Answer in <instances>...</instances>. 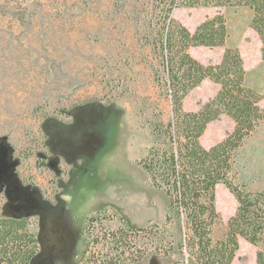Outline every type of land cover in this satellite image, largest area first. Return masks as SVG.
Segmentation results:
<instances>
[{
    "label": "rangeland",
    "instance_id": "1",
    "mask_svg": "<svg viewBox=\"0 0 264 264\" xmlns=\"http://www.w3.org/2000/svg\"><path fill=\"white\" fill-rule=\"evenodd\" d=\"M217 10L176 8L171 16L193 31ZM230 11L248 34L247 82L264 108V63L249 68L260 60L259 38L244 8ZM157 15L154 0H0V217L29 218L38 240L30 264H79L82 229L98 213L111 228L157 223L173 240L169 256L152 252L135 264L187 259L176 227L165 223V194L137 164L153 144L150 125L171 116L156 81ZM201 100L191 92L184 109ZM233 127L223 114L200 142L209 147ZM235 170L238 185L264 190V121L244 139ZM215 194L219 239L237 203L223 184ZM258 250L264 242L240 240L231 264H256Z\"/></svg>",
    "mask_w": 264,
    "mask_h": 264
},
{
    "label": "trees",
    "instance_id": "2",
    "mask_svg": "<svg viewBox=\"0 0 264 264\" xmlns=\"http://www.w3.org/2000/svg\"><path fill=\"white\" fill-rule=\"evenodd\" d=\"M158 9L157 38L152 50L161 74L156 81L170 106L167 122L150 125L153 144L137 164L151 185L167 198L165 223L182 237L179 252L187 256L171 264H231L240 240L256 246L264 242V190L250 191L235 182L237 154L244 139L264 121L259 104L263 94L248 85L238 47H225L219 63H201L191 47H223L228 35L226 19L215 13L193 31L174 19L176 8L216 7L251 11L248 27L260 41L264 60V0H154ZM204 79L219 85L215 95L196 110L184 109V100ZM234 122L231 132L209 147L200 138L207 125L221 115ZM223 184L237 206L228 218L223 237L214 239L219 218L215 189ZM28 217H0V264H30L38 251L36 234ZM87 246L79 264H135L150 253L169 256L173 240L157 223L111 228L102 213L90 217L82 229ZM264 264V252L255 254Z\"/></svg>",
    "mask_w": 264,
    "mask_h": 264
},
{
    "label": "crops",
    "instance_id": "3",
    "mask_svg": "<svg viewBox=\"0 0 264 264\" xmlns=\"http://www.w3.org/2000/svg\"><path fill=\"white\" fill-rule=\"evenodd\" d=\"M240 9V8H239ZM247 13L249 14L248 16L250 17L251 11L244 8ZM218 12L216 13H221L224 15L226 19V27L228 31V35L225 41V45L223 47H215V48H208V47H191L189 49V53L194 57L196 60H198L201 63L207 64V63H219L225 47H231V46H236L238 47L240 51V55L243 59V66L246 71L247 77L249 73V69L245 65V60L243 57V49L242 46L245 44V39L248 34L244 33L243 29L240 28L241 26L238 24L236 19L233 21V16L230 14V9L229 8H218ZM230 14V15H229ZM250 31V30H249ZM257 35V34H256ZM261 63H264V60H258V62L253 63L252 67L249 65L251 69H256V67L260 66ZM246 77V78H247ZM219 89V85L212 82L209 79H204L201 84L196 87L192 92L197 93V95L202 98V102L207 101L209 98L213 97L217 90ZM211 123V122H210ZM209 123V124H210Z\"/></svg>",
    "mask_w": 264,
    "mask_h": 264
}]
</instances>
